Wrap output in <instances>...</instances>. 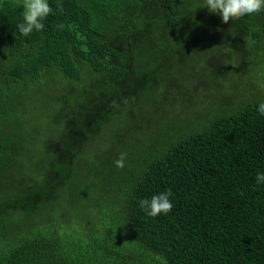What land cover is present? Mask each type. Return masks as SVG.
Here are the masks:
<instances>
[{
	"label": "trees",
	"instance_id": "1",
	"mask_svg": "<svg viewBox=\"0 0 264 264\" xmlns=\"http://www.w3.org/2000/svg\"><path fill=\"white\" fill-rule=\"evenodd\" d=\"M57 2L0 3V264H264V11Z\"/></svg>",
	"mask_w": 264,
	"mask_h": 264
},
{
	"label": "clouds",
	"instance_id": "2",
	"mask_svg": "<svg viewBox=\"0 0 264 264\" xmlns=\"http://www.w3.org/2000/svg\"><path fill=\"white\" fill-rule=\"evenodd\" d=\"M57 9L62 10L63 5L57 2ZM209 12L219 13L222 21L228 23L231 19H239L245 15H252L264 11V0H205L204 6ZM22 22L17 25V29L22 36H29L33 30L42 31L45 27L43 21L53 13L48 0H22ZM115 103V102H114ZM257 111L264 115V102L258 105ZM127 153L121 152L114 165L117 168L125 166ZM256 183H264V173H257ZM173 195L171 189H167L159 194L153 195L150 199H141L139 207L148 216L156 217L160 214H167L173 208L170 197Z\"/></svg>",
	"mask_w": 264,
	"mask_h": 264
},
{
	"label": "rangeland",
	"instance_id": "3",
	"mask_svg": "<svg viewBox=\"0 0 264 264\" xmlns=\"http://www.w3.org/2000/svg\"><path fill=\"white\" fill-rule=\"evenodd\" d=\"M3 0H0V3L2 2ZM14 2H17V3H21L22 2V0H13ZM170 67H168V69H169ZM169 71V70H168ZM263 78H264V76H263ZM165 82V81H164ZM260 86H263L264 87V83H262V85L260 84ZM254 88H255V86L254 87H252V89L254 90ZM153 93V91H152V88H151V83H148L144 88H143V90H141V91H139L137 94H135V99H138V100H140L141 101V103L139 104V105H137V106H135V108L133 109V110H135V109H140V111H141V108L144 106V105H146V103H145V101L149 98V96L151 95ZM113 104V107L116 109L117 107H119L118 106V104H116V103H112ZM127 113H128V110L127 109H125L124 110V112L122 113V114H116V115H113L112 116V124L110 125V127L111 128H113V126H114V124L115 123H117V124H119L120 122H122L125 118H126V116H127ZM141 117V116H140ZM142 118V117H141ZM137 120H138V124L140 125V127L141 126H147V124H146V121H147V119H140L139 118V115H138V117L136 118ZM146 120V121H145ZM114 122V123H113Z\"/></svg>",
	"mask_w": 264,
	"mask_h": 264
}]
</instances>
